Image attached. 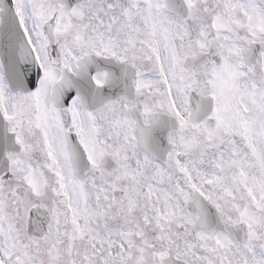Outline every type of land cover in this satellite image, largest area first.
Wrapping results in <instances>:
<instances>
[{
    "label": "snow or ice",
    "instance_id": "1",
    "mask_svg": "<svg viewBox=\"0 0 264 264\" xmlns=\"http://www.w3.org/2000/svg\"><path fill=\"white\" fill-rule=\"evenodd\" d=\"M0 264H264V0H0Z\"/></svg>",
    "mask_w": 264,
    "mask_h": 264
}]
</instances>
